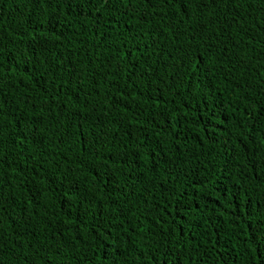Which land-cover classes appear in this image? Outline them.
Returning <instances> with one entry per match:
<instances>
[{"label": "trees", "instance_id": "obj_1", "mask_svg": "<svg viewBox=\"0 0 264 264\" xmlns=\"http://www.w3.org/2000/svg\"><path fill=\"white\" fill-rule=\"evenodd\" d=\"M0 264H264V0H0Z\"/></svg>", "mask_w": 264, "mask_h": 264}]
</instances>
